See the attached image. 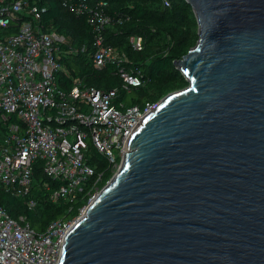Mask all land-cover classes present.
Segmentation results:
<instances>
[{
  "label": "water",
  "instance_id": "1",
  "mask_svg": "<svg viewBox=\"0 0 264 264\" xmlns=\"http://www.w3.org/2000/svg\"><path fill=\"white\" fill-rule=\"evenodd\" d=\"M186 1L187 85L133 130L57 264H264V0Z\"/></svg>",
  "mask_w": 264,
  "mask_h": 264
},
{
  "label": "built area",
  "instance_id": "2",
  "mask_svg": "<svg viewBox=\"0 0 264 264\" xmlns=\"http://www.w3.org/2000/svg\"><path fill=\"white\" fill-rule=\"evenodd\" d=\"M63 1L94 28L92 63L98 68L115 63L127 91L141 85L140 73L122 65L126 53L105 41L113 21L108 1ZM162 1L170 5V0ZM40 16L29 0H0V26L14 29L0 38V183L16 195H28L40 164L43 192L50 201L71 202L82 194L89 204L103 187L105 174L118 171L130 135L155 104L128 106L117 88L62 87L57 73L67 72L66 36L40 25ZM129 42L134 50L144 48L142 35H131ZM91 146L105 158V169L90 162ZM79 216L53 219L36 233L24 216L14 218L0 206V263L57 264L64 238Z\"/></svg>",
  "mask_w": 264,
  "mask_h": 264
},
{
  "label": "trees",
  "instance_id": "3",
  "mask_svg": "<svg viewBox=\"0 0 264 264\" xmlns=\"http://www.w3.org/2000/svg\"><path fill=\"white\" fill-rule=\"evenodd\" d=\"M9 0H4V2ZM95 1V0H93ZM113 21L106 27L105 41L126 53L128 60L122 65L140 73L143 83L123 89L121 78L115 73V63L103 68L91 61L94 28L85 16L74 13L63 0H29V6L36 5L41 14L37 20L43 27H54L66 36L63 61L67 70L57 73L62 87L74 84L94 86L109 90L117 88L119 99L126 105H138L142 109L147 104H156L168 93L184 88L187 80L174 65L182 58L198 38V23L192 7L186 0H170L165 5L162 0H106ZM32 18V15H28ZM13 28L0 26V38L13 32ZM144 37V48L134 50L129 42L131 35ZM90 162L97 164V170L106 168V160L91 146ZM105 174L102 186L111 178ZM45 179L41 165L34 169L31 191L28 195H16L12 188L0 183V206L14 218L24 216L36 233L45 231L48 223L56 218L71 219L80 215L81 208L88 203L82 194L71 202L54 203L44 194ZM34 205H30V199Z\"/></svg>",
  "mask_w": 264,
  "mask_h": 264
},
{
  "label": "rangeland",
  "instance_id": "4",
  "mask_svg": "<svg viewBox=\"0 0 264 264\" xmlns=\"http://www.w3.org/2000/svg\"><path fill=\"white\" fill-rule=\"evenodd\" d=\"M115 154H117V151L115 150Z\"/></svg>",
  "mask_w": 264,
  "mask_h": 264
}]
</instances>
